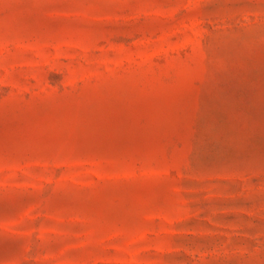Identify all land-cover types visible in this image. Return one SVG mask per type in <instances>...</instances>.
Masks as SVG:
<instances>
[{
  "label": "rangeland",
  "instance_id": "374dc122",
  "mask_svg": "<svg viewBox=\"0 0 264 264\" xmlns=\"http://www.w3.org/2000/svg\"><path fill=\"white\" fill-rule=\"evenodd\" d=\"M0 264H264V0H0Z\"/></svg>",
  "mask_w": 264,
  "mask_h": 264
}]
</instances>
